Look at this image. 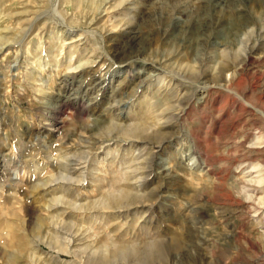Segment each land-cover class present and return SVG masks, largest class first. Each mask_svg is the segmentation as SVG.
Segmentation results:
<instances>
[{"label": "rangeland", "instance_id": "obj_1", "mask_svg": "<svg viewBox=\"0 0 264 264\" xmlns=\"http://www.w3.org/2000/svg\"><path fill=\"white\" fill-rule=\"evenodd\" d=\"M71 1L74 0H63L61 4L65 18L77 29L83 28L81 44L82 46L91 44L90 57L98 58L95 59V64L89 63L74 69H66L63 61L62 64L60 62V58L64 56L67 61L68 45L66 43L61 45L60 30L51 14L52 0H0V24H2L0 26L2 32L0 33L2 46H0V158L4 156V153L7 159L11 158L7 162L4 178L0 179V212L3 213L0 215L2 214L3 219L10 220L18 231L27 233L33 240L32 245H39L36 255L34 253L30 261H20L19 264H48L45 261L54 264V260L57 259L53 257L55 253L66 258V264H88V258L95 250L100 248L108 250V245L116 244V235L120 236L121 233L124 234L122 235L124 245L129 247L130 251L109 256L108 264H264V207L257 208L252 202L246 200L244 196L250 191L247 189L248 185L246 188L242 186L241 181L245 177L246 180L264 178V116L248 106L245 108L231 106L229 96L215 91H212L208 99L201 104L199 101L203 94L191 87L188 81L181 83L178 87L177 92L182 93L183 99L180 107L175 109L178 121L180 120L184 130H180L182 134L177 138L178 140L172 141L171 148L166 147L164 154L153 158L155 162L165 161L164 164L171 168H175L176 163L185 168L179 169L178 173L181 175L171 180V186L174 188V191L170 192L174 196L172 202L168 204H163L161 200L157 202L154 205V207L159 206L157 215L151 214L150 201H147L148 205L146 204L144 208L136 206L120 208L117 210L122 211L121 214L119 213L118 229H113L112 225L115 224L111 225L112 219L106 216L110 214L108 212L114 213V211L107 208L100 211L79 209L77 212L72 211L71 215L57 214L52 217L51 228L43 234L38 235L31 230L32 225L28 223V216H30L28 210L33 213V221L39 216L42 217L45 212L41 207L44 203L42 196L38 194V189L29 187L34 185V182H39L40 173L36 172L34 175L33 171H39L45 166L48 158L54 157V153L59 151V147L61 149L67 145L64 151L73 152L74 150L73 153H68L72 155L71 162L83 161L87 156L91 159L95 158L91 161L93 175L92 184L88 186V190H95L92 193H96L97 197L104 193L107 187H111L110 184L114 179H118L119 186L123 183L121 176L124 169L126 171L129 168L127 161L111 160L115 155L114 152H109L102 160L101 157L105 153V148L102 146L105 142L102 143L98 137L91 136L86 129L87 123H90L93 117L95 118V114L106 111L107 103L111 102L113 93L109 95L110 91L103 92L102 89L94 86L83 91L81 86L86 84L89 75L97 69L101 61L106 62L108 66H111L110 70L105 73L97 71L96 75L110 77L112 84L109 89L116 86L115 102L120 108L119 114L125 111L123 101L134 94V83L128 79L129 72L118 70L115 67V60L111 58L115 50L124 45L130 36L125 29L128 26L125 21L130 19L140 30L141 45L142 43L144 45V56L141 54V57L159 64L163 62L161 59H165L167 54H174L168 61L180 59L183 64L186 63V66L191 65L196 73L187 79L196 81L204 79V73L210 70L211 66L215 67L217 63H241L243 56L241 53L254 45L250 51L251 59L243 63L237 76L240 75L244 80L242 86L246 87L247 98L264 110V31H262L264 0H127L109 12L97 10L94 13L96 19L94 25L103 34L102 38L100 34H93L86 29L88 27L86 22L93 14L89 6H84L89 2L82 0V6L75 9ZM38 16L40 17L37 18ZM240 17L248 18L255 24V33L244 41L239 35ZM115 23L120 24L116 27L113 26ZM137 41L139 38L136 39L135 46L139 44ZM241 42L244 44L242 45ZM222 49L224 51L220 53ZM76 56L77 54H74V58ZM141 57L135 61L132 72L153 74V68L149 67V64H142ZM25 64L26 66L22 67ZM185 67L183 70L186 69ZM59 82L66 83L64 89L58 88ZM71 93L84 96L82 103L75 104L76 98L71 95L70 99L59 105L57 98L61 96L64 98ZM226 110H228L227 113H225ZM27 131L32 132L30 137L26 136ZM36 131L43 133L37 134ZM45 132L49 137L43 135ZM81 139H86L83 144ZM177 141L178 146L175 144ZM100 145L102 146L99 147ZM199 164L205 167H202L199 174L191 175L189 171L184 172L186 168L187 170L195 169ZM145 168L149 166H143V169ZM18 171L25 186L23 188H18L11 182L15 179V172ZM136 174L141 173L136 171ZM64 177V175L62 177L56 175L53 183L66 187L68 191H73V187L79 185L78 181H71ZM160 184V179H156L148 183L147 188L153 186L158 189ZM4 186L12 188L13 193L8 198L3 196L4 189L1 188ZM141 187L140 189L143 190ZM161 190H158L160 195L165 189L161 188ZM74 192L69 195V198L76 196L77 202H83L93 196L92 193L86 192L88 197L83 199L82 192L79 193L76 190ZM151 218L158 221L157 227L148 224V219ZM187 218L200 219L198 223H195L196 225L191 226L187 224ZM92 220L96 221L93 223ZM103 224H109V226H103ZM133 231L136 233L134 234ZM75 234L78 238L77 242L68 252L63 244L72 239ZM3 235L0 236V264H8L11 245L8 247L7 244H9L8 236L11 233L9 235L3 231ZM157 236L163 239L175 237L179 243L177 246L165 248L161 255L146 252V249H149V243ZM112 239H115V242ZM125 241L134 244H126ZM58 247L60 250L57 249ZM130 247L134 248L131 250ZM73 250L76 251L75 254ZM47 257L50 259H45Z\"/></svg>", "mask_w": 264, "mask_h": 264}, {"label": "bare ground", "instance_id": "obj_2", "mask_svg": "<svg viewBox=\"0 0 264 264\" xmlns=\"http://www.w3.org/2000/svg\"><path fill=\"white\" fill-rule=\"evenodd\" d=\"M86 1L89 2V3L85 4L84 6H89L91 8V10H93L92 11L93 14L91 15V17L86 22V24H88V27L86 26L87 27L86 29H87L88 32H91L93 34H95V33L100 34V38H102L103 34L101 32H99V30L97 29V26L94 25V23L96 21L94 13L97 10H99L100 12L101 11L109 12L115 6H119L120 4H122L123 2H125L127 0H86ZM62 2H63V0H52V2H51L52 3V6H51L52 7L51 8L52 13L51 14H53L52 17H54L53 19H55V21L57 22L59 30H60L59 37H60V40H61V45L63 46L65 43L68 45V49H67L68 58H67V61H66V56H64L63 58H60L61 59L60 60L61 64H62V61H63V66L66 69H70V68L74 69V68H78V67H84V66L88 65L89 63L90 64L91 63L95 64L96 63L95 59H98V58L94 59V58L90 57L91 55L89 53L91 52V49L89 48V46L91 44L89 46H87L86 44H84L82 46V44H81L80 40H81L82 35L84 33V30H81V29H83V28L77 29V27L73 26V24H71L68 20H66L64 12H63V8L61 6ZM71 5L73 7H76L75 9H77V7L80 8L82 6V0L71 1ZM39 12H40V10H39ZM35 13H37V12H35ZM255 15L257 16V14H255ZM39 17L40 16H38L37 18H39ZM239 19H240V21H239V26H240V31L239 32H240V34L239 35H241V40L244 41V39L247 40L248 37H250V35L255 33V24L251 23V21L248 18L240 17ZM260 20H262V19H260ZM260 20H259V22H260ZM125 22L128 25L127 28H125V29L130 33V36L127 39L126 43L124 45H122L121 47H119L118 49H116L115 52L111 56V58H113L115 60V67L118 70H126L127 72H129L130 75H129L128 79L130 80V82L134 83V88H133V93L134 94L129 96L128 98H126L123 101V107H124L125 111L123 113L121 112V114H119V109L120 108H119L118 104L115 102V100H116L115 99V95L117 93L115 91L116 90L115 89L116 86L113 89H111V90L109 89V87L112 84V80L110 79V77H98V75H96L97 71H100L101 73H105V72H108L110 70L111 66H108L106 62L104 63V61H101L100 64L97 66V69L95 71H93L89 75V77L87 79V82H86L87 86H86V84L81 86V89L83 91H87L88 87L94 86V87H97L98 89H102L101 91H103V92L105 90L110 91L109 95L113 93V96H111V98H112L111 102L107 103L106 111L101 113V114H97V115L95 114V118L93 117V119H91L92 121L90 123H87L88 126L86 127V129L89 131V134L91 136L98 137L99 139H101L102 143L105 142V144L103 146L102 145L99 146V147L102 146V148H105V153L101 157L102 160L105 158V156L109 152H114L115 155L112 156L111 160L120 161V159L121 160L123 159V160L127 161V165L129 166V168H127L126 171L124 169V171L122 172L121 180L123 181V183H122V185L119 186L120 183H118V179H114L113 182L110 184L111 187L110 188L107 187L105 189L104 193L99 194V197H97L98 195L96 196V193H92L95 190L94 191H93V189H89L88 190V186H90L92 184L91 183V181H92L91 177L93 175V169H92L91 161H92V159H95V158L91 159V157L87 156L85 159L82 158L84 162L82 160H80L83 163H79L80 161L79 162H74V161L71 162L73 160V158L70 157L72 155L68 154V153L72 152V151H69V150L64 151L65 147L67 145H65L64 147H62L60 145L63 148V150H62V148L60 149V147H59V151H57V149H56L57 153H54V157L48 158L45 166L41 167L39 169V171L38 170L33 171V174L36 173V172L40 173L39 182L36 181V183H35L34 180H32V182H34V185L32 184L31 186H29L30 188L33 187V189H38V194L40 193V195L42 196L41 198L43 199V203H44L41 206L44 209V211H45L43 216L42 217L39 216L34 221H33L34 218L32 217L33 213L30 210H28V213L30 215V216H28V223L32 225L31 226V230L33 232H35L36 234L38 233V235H41V233L43 234L44 231H47V230H49L51 228L50 223H51L52 217L56 216L57 214L58 215H65V214L71 215L72 211L77 212V210H79V209L80 210L89 209L91 211H93V210L100 211V210H104V209L109 208V209H112L114 211V213L108 212L110 214H108L106 216L107 217L110 216V218L112 219L111 220V225L115 224V225H112V226H114L113 229H118L117 228L118 227V220H119V217H120V214L122 213V211L119 212L117 210H119L120 208H125V207L127 208L129 206H136L138 208H140V207L144 208L146 204L148 205L147 201H150L149 203H150V208H151V214L157 215V211L159 210V206H155L154 207V205L157 202H159L160 200H161V202H163V204L164 203L168 204V202L169 203L172 202V199L174 198V196L172 194H170V192L174 191V188H172V186H171L172 185L171 184V180L174 177H176L177 175L180 174V173H178L179 169H185V168H183L179 163L175 164V168H171L169 165L166 166V164H164L165 161L155 162V161H153V158L156 157V156L160 157L162 154H164V152L166 151V149H165L166 147L168 149L171 148V146H173L172 145L173 144L172 141L178 140L177 138H179L180 135L182 134L181 131L184 130L181 127L180 120L178 121V116L176 115V112H175V109H178L180 107L179 105H181L180 103L182 102V99H183L182 98V93L179 94L177 92V90L179 91L178 87H179V85H181V83L183 84L184 82L188 81V83H189V85L191 87H194L195 90H197V91H199V92H201L203 94V95H201L202 97L200 96L201 99H200L199 102L201 104L208 99V96H209V94L212 93V91H215V92H218V93H221V94L224 93V94H226L227 97L229 96L230 97L231 106L238 107V108H240V107H244L245 108V106H248V107L252 108L253 110H256V112L261 114V116H264V110L261 107L256 106L255 104H253L247 98V95L245 94L246 87L242 86V84H243L242 82L244 80H242V77L240 75L237 76V74L239 73V70L242 69L243 63L246 60L251 59L252 56L250 54V51L253 49L254 45H251L249 47V49L244 50L243 53H241V54H243L242 59H241V63L240 62L239 63H233L232 62V64H223L221 62L217 63L215 67L211 66V69L207 70V72L204 73V77H203L204 79L196 81L195 79H187L189 76L191 77L192 75H195V73H196V70L193 69V67L191 65L186 66L185 65L186 63L183 64L182 60H180V59H175V60L168 61V60H170L172 58V55H174V54L170 55V53L168 52L169 54L166 55V53H165V55H166V56L164 55L165 59H163V60L161 59V61H163V62H161L159 64L154 63L153 60L152 61H148L147 59H145V57H141V54L142 55L144 54V45H143V43L141 45V39H140V34H139L140 30L138 29V27L135 24H133L134 22L133 23L131 22L130 19L125 21ZM237 22L238 21H236V23ZM30 23H32V22H30ZM118 24H120V23H115L113 26L117 27ZM1 25L2 24H0V26ZM31 27H32V25H31ZM263 27H264V25L262 26V28ZM25 28H26V26H25ZM26 29H29V28H26ZM203 30H205V29H203ZM262 31H264V28H263ZM0 33H2V32L0 31ZM51 33H52V31H51ZM3 34H4V31H3ZM257 34H259V33H257ZM42 35H44V34H42ZM42 35H41V37H42ZM138 38H139V41H137V42H139V44L135 46L134 43L136 42V39L138 40ZM37 40H38V37H37ZM241 44H242V42H241ZM38 47L40 48V46H38ZM227 47H228V45H227ZM232 47H235V46H232ZM239 49H241V48H239ZM226 50H228V49H226ZM234 50L237 51L238 48H237V50L233 49V51ZM7 51L9 52V50H7ZM223 51L224 50L222 49L219 52L221 53ZM12 53H14V52H12ZM60 54H61V51H60ZM74 54L75 55L77 54V56L75 58H74ZM228 54H231V53H228ZM94 55H96V54H94ZM105 55L108 56L107 53H105ZM221 56H222V54H221ZM140 57L142 58L141 59L142 64H145V65L149 64V67L153 68V70L155 71V72L153 71V74H150L148 72L139 73V71H135V72L133 71L132 72V69H133V67L135 65V61L138 58H140ZM180 57H181V55H180ZM231 57H232V55H231ZM176 58H177V56H176ZM13 59H15V58H13ZM235 59H236V57H235ZM231 61H232V59H231ZM23 66H26V64L22 65V67ZM184 67L187 69V71H186V69L183 70ZM196 68H197V66H196ZM225 72H227V73H225ZM184 79H186V80H184ZM65 86H66V83L59 82L58 88L59 89H64ZM118 90H120V89H118ZM40 92H42V91H40ZM185 92H186V90H185ZM71 95H74V94H72V93L71 94H67V95L64 96V98H62V96L58 97L57 99H58L59 105H61L66 100L70 99ZM119 95H121V94H119ZM185 95H186V93H185ZM73 97L76 98L74 100L75 104L76 103L77 104H81L83 99H84V96H77L76 94ZM118 98H120V97H118ZM86 106H85V108H86ZM217 109H218V106H217ZM239 110H241V109H239ZM249 110L251 111V109H249ZM82 112H83V110H82ZM227 112H228V110H226L225 113H227ZM180 116H182V115H180ZM183 122H184V120H183ZM49 130H53V129H49ZM36 133L38 134V133H43V132L42 131H36ZM27 135L30 137L32 135V132L27 131L26 136ZM43 135L48 136L46 132ZM49 140H52V139L49 138ZM78 140H79V138H78ZM85 140L81 139L82 142L79 141V143L81 142L83 144V142ZM52 142L56 143L53 140H52ZM152 143H156V144L155 145H151ZM175 144H177V146H178V141ZM82 146H84V145H82ZM79 147H78V149H79ZM140 147H142V148H140ZM251 147H253V146H251ZM254 147H256V146H254ZM51 149H50V151H51ZM84 149H86V148H84ZM134 149H135V151H134ZM24 150H26V149H24ZM24 150H22V152ZM18 152L20 153V151H18ZM73 152H74V150H73ZM75 152H76V150H75ZM75 154H78V153H75ZM7 155L9 156V154H7ZM87 155H89V154H87ZM10 159L11 158L7 159V156L5 155V153H4V156L0 158V179L4 178L5 168L7 166V162L10 161ZM143 166H149V168L143 169ZM25 167H26V165H25ZM202 167L199 164L195 169H188L187 170V168H186V170H184V172L189 171L191 173V175L192 174H196V173L200 172ZM120 168H122V167H120ZM203 168H205V167H203ZM22 169H24V168H22ZM153 169H154V171H153ZM136 171H137V173L140 172L141 174L137 175ZM152 171H153V173H152ZM22 172L24 173V171H22ZM15 173H16V174H14V178L15 179L11 180L13 185L17 186L18 188L25 187L23 185L24 183L22 182V180L20 178V175H19L20 172L18 171V172H15ZM12 174H13V172H12ZM113 174H114V172H113ZM56 175L59 176V177L60 176L62 177L64 175L65 176L64 178H66V179H69L71 181H78L79 185L76 186L75 188L73 187V189H74L73 191H70V190L68 191L66 187L63 188V187L57 186L55 183H53ZM245 178H243L241 180L242 183H243L242 186L243 187L245 186V188H246L247 187L246 185H248L247 189L250 192L246 193L244 197L246 198L247 201L252 202V204H254L255 207H257V208L258 207H264V194L262 193V192H264V178H262V177L257 178L256 177L257 179H247V180ZM156 179H160V182H161L160 186H158V189H156V187H153V186L148 189L147 188V184L153 182ZM239 179H241V178L239 177ZM71 181H70V183H71ZM11 187H13V186L11 185ZM140 187L143 190H141ZM161 188L163 190L164 189L165 190H164V192H162L163 194L160 195V194H158L159 193L158 190L162 191ZM1 189H4L3 190V196L5 198H8L9 195L13 193L12 192V188H10V187L5 188V186H4ZM75 190L78 191L79 193L82 192V194L84 195L83 199L85 197H88V195L86 196V192L87 193H92L93 196L91 198H87L83 202H77L76 201V196L75 197L71 196L69 198V195H72ZM31 193H33V191H31ZM81 195H80V197H81ZM8 207H9V205H8ZM27 207H30V206L27 205ZM248 207L250 208V206H248ZM252 207L253 206H251V208ZM194 210H192V211H194ZM35 211H37V210H35ZM127 211H129V210H127ZM14 212L16 213V211H14ZM0 213H2V212H0ZM187 214L189 215V212ZM187 214H186V216H187ZM1 215H0V236L3 235V231H6L7 234H9V235L11 233L10 236L6 235V236L10 237V238H8L9 239V244H7V246L11 245V250L8 253V264H19L20 261H24V262H27L28 260L30 261L32 255L36 252V250H38V246L39 245H37L35 243H34L35 245H32V243H33L32 241L33 240L27 235V233L22 232V231H18L17 227L14 226L13 223H10L11 222L10 220L8 221V220L3 219L1 217ZM34 215H36V214H34ZM123 216H125V215H123ZM6 217H8V216H6ZM194 218H196V217H194ZM199 219L192 220L191 218H187L186 221H187V224L193 226V225H196L195 223L199 222ZM95 221H93V223ZM148 224L150 226L157 227L158 221L155 218L154 219L151 218V219H148ZM104 225L105 224H103V226ZM105 226L108 227L109 224L105 225ZM2 228L5 229V230H3ZM91 228H93V227H91ZM54 229H56V228H54ZM82 230H84V229H82ZM109 233H110V231H109ZM135 233L136 232H134V234ZM92 234H94V233H92ZM111 234H112V232H111ZM115 234H116V232H115ZM155 234H156V232H155ZM55 235H57V234H55ZM83 235H85V234H83ZM122 235H124V234L121 233L120 236H118V234L116 235L117 236L116 237L117 243L116 244L112 243L111 245H108L109 246L108 250L106 248H100V249L95 250L94 252L92 251L93 254L91 255L90 258H88L89 263L90 264H108L109 256L116 255L117 253L118 254H124L125 252L130 251L129 247L127 248L124 245ZM86 236H88V235H86ZM97 236L98 235H96V237ZM109 236H110V234H109ZM187 236L189 237V235H187ZM128 237H129V235H128ZM154 237H156V236L154 235ZM35 238L37 239V237H35ZM76 239H78V238L76 237V234H75L74 237L72 239H70L68 242L64 241L66 243L63 244V247H65V249L69 252L70 251V247L73 246V244L75 242H77ZM106 239H109V238L106 237ZM114 240H113V242H115ZM188 240H189V238H188ZM36 242H37V240H36ZM131 242L133 243V241H131ZM125 243H126V241H125ZM128 243L130 244L129 241H128ZM128 243H126V244H128ZM178 243H179V240L177 238H175V237L171 238V239H167V238L163 239L160 236L159 237L157 236V238L154 241L149 243V245H148L149 249H146V252H149V253L151 252V254H152V252H154V254L161 255V254H163L165 248L170 247V246H177ZM133 244H130V245H133ZM3 246H5V245H3ZM82 247H84V246H82ZM134 247H135V245H134ZM134 247H132V248L130 247V249L132 250ZM57 249L60 250V247H58ZM86 249H87V247H86ZM94 249H96V248H94ZM73 252H74V250H73ZM75 252H74V254H75ZM84 253H86V252L84 251ZM84 253H82V254L84 255ZM44 254H46V253H44ZM89 254H91V253H89ZM35 255H36V253H35ZM53 257L57 258L56 260H54L55 261V262H53L54 264H66V262H67L66 258L61 257L59 254L55 253V255ZM76 257H79V256H76ZM50 258H52V257H50ZM50 258L47 257L45 259H50ZM78 260H80V259H78ZM45 262L48 263V264L51 263V262L49 263L47 261H45ZM32 264H34V263H32Z\"/></svg>", "mask_w": 264, "mask_h": 264}]
</instances>
